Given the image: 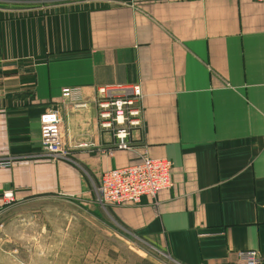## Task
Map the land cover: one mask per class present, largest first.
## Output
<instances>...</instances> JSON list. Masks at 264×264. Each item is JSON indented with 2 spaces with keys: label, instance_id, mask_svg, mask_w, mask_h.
<instances>
[{
  "label": "crops",
  "instance_id": "crops-1",
  "mask_svg": "<svg viewBox=\"0 0 264 264\" xmlns=\"http://www.w3.org/2000/svg\"><path fill=\"white\" fill-rule=\"evenodd\" d=\"M134 83L142 125L111 150L96 88ZM1 88L0 264H139L135 239L170 264H264V0H0ZM51 109L68 156L42 146ZM145 154L173 187L99 203L102 174Z\"/></svg>",
  "mask_w": 264,
  "mask_h": 264
},
{
  "label": "built area",
  "instance_id": "built-area-1",
  "mask_svg": "<svg viewBox=\"0 0 264 264\" xmlns=\"http://www.w3.org/2000/svg\"><path fill=\"white\" fill-rule=\"evenodd\" d=\"M263 1V0H258ZM3 89H0V96ZM62 96L71 107H86L90 102L84 99L80 86L62 89ZM143 89L139 83L110 84L97 86L93 101L99 126L110 130L116 140L113 149L132 150V130L142 125ZM41 143L46 153L53 156H68L69 147L64 145L63 120L58 110L45 111L40 117ZM12 161H0V168H7ZM173 162L167 158H153L148 154L139 162L122 168L105 171L98 187V201L101 204H137L145 196L156 198L162 190L172 188ZM7 200L13 198L6 192ZM240 264H262L263 255L259 250L238 251Z\"/></svg>",
  "mask_w": 264,
  "mask_h": 264
},
{
  "label": "rangeland",
  "instance_id": "rangeland-1",
  "mask_svg": "<svg viewBox=\"0 0 264 264\" xmlns=\"http://www.w3.org/2000/svg\"><path fill=\"white\" fill-rule=\"evenodd\" d=\"M99 184H100V181H99ZM98 187H99V185H98ZM133 243H134L133 245L135 247L134 252H133V259L135 262H137L139 264H141V263L142 264H170L168 259H166L165 256H163V254L155 252L154 250L149 248L147 245H145L142 241L135 239ZM119 244L124 245L126 243L124 241H119ZM137 246H138V248H137ZM124 255L125 254H123V256ZM124 258H125V256H124Z\"/></svg>",
  "mask_w": 264,
  "mask_h": 264
}]
</instances>
